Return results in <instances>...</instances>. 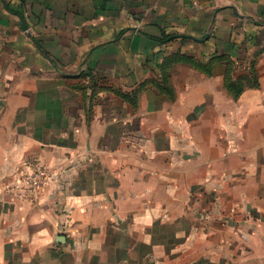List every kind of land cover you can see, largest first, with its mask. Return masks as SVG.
I'll list each match as a JSON object with an SVG mask.
<instances>
[{
    "label": "crops",
    "instance_id": "crops-1",
    "mask_svg": "<svg viewBox=\"0 0 264 264\" xmlns=\"http://www.w3.org/2000/svg\"><path fill=\"white\" fill-rule=\"evenodd\" d=\"M243 51L238 101L219 65L148 86ZM25 158L37 204L5 193ZM0 264H264V0H0Z\"/></svg>",
    "mask_w": 264,
    "mask_h": 264
},
{
    "label": "rangeland",
    "instance_id": "rangeland-1",
    "mask_svg": "<svg viewBox=\"0 0 264 264\" xmlns=\"http://www.w3.org/2000/svg\"><path fill=\"white\" fill-rule=\"evenodd\" d=\"M208 36L206 38H208ZM206 38L204 40H206ZM244 54L245 52L243 51L242 55L237 59L219 54L208 60L204 58H197L193 55L180 53L177 57L174 55L172 58H166L163 61L161 73L159 74L158 78L148 79V86L155 87L157 91L163 95V97L170 101H174L177 98V90L173 83V73L176 66H186L197 70L205 76H214L216 67L219 65L223 71V87L226 90L225 92L227 93V96L233 101H238L246 90L259 89L262 87L260 74L256 68L257 59H252L248 62L246 61V54ZM142 92L143 89L139 90V88L132 91L133 107H138ZM233 140L234 141L229 140V145H231V142H233L234 146L232 145V147L235 149L236 140ZM239 144H241V142ZM27 159L31 158H25L22 160V169L19 171V173L23 171V162ZM54 175L55 173H53V180L50 182V184L54 181ZM11 182L12 181H9L5 184V193L10 197V199L20 202H28L31 204H37L45 189L50 186L49 184L44 189L42 194H40L37 198H19L17 194L10 189ZM60 238L67 239V236L60 235Z\"/></svg>",
    "mask_w": 264,
    "mask_h": 264
},
{
    "label": "built area",
    "instance_id": "built-area-1",
    "mask_svg": "<svg viewBox=\"0 0 264 264\" xmlns=\"http://www.w3.org/2000/svg\"><path fill=\"white\" fill-rule=\"evenodd\" d=\"M51 168L39 159H27L23 162V171L11 182L10 189L19 198H37L53 180Z\"/></svg>",
    "mask_w": 264,
    "mask_h": 264
},
{
    "label": "trees",
    "instance_id": "trees-1",
    "mask_svg": "<svg viewBox=\"0 0 264 264\" xmlns=\"http://www.w3.org/2000/svg\"><path fill=\"white\" fill-rule=\"evenodd\" d=\"M169 38V36H167L165 39H168ZM131 100H132V98H131Z\"/></svg>",
    "mask_w": 264,
    "mask_h": 264
}]
</instances>
